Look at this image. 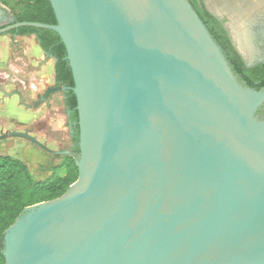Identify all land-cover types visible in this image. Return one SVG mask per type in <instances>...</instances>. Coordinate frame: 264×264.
Instances as JSON below:
<instances>
[{
    "label": "water",
    "instance_id": "95a60500",
    "mask_svg": "<svg viewBox=\"0 0 264 264\" xmlns=\"http://www.w3.org/2000/svg\"><path fill=\"white\" fill-rule=\"evenodd\" d=\"M48 1L55 25L0 36H59L78 179L4 232L5 264H264V88L239 85L187 0ZM62 90L6 95L34 110Z\"/></svg>",
    "mask_w": 264,
    "mask_h": 264
},
{
    "label": "trees",
    "instance_id": "16d2710c",
    "mask_svg": "<svg viewBox=\"0 0 264 264\" xmlns=\"http://www.w3.org/2000/svg\"><path fill=\"white\" fill-rule=\"evenodd\" d=\"M187 1L220 49L239 85L256 91L263 89L264 63L247 68L222 23L206 10L201 0ZM0 5L9 11L14 22L55 25L54 13L48 0H0ZM4 35L35 38L40 50L54 60V83L65 90L64 106L77 119L72 74L59 36L51 30L32 27L14 29ZM256 117L264 121V103ZM75 142L77 144V139ZM78 156L79 151L72 150L70 156L63 157L59 165L49 169L50 175L46 179L38 178L19 159L0 156V264H5L4 232L26 208L61 197L77 181L78 169L75 162Z\"/></svg>",
    "mask_w": 264,
    "mask_h": 264
},
{
    "label": "rangeland",
    "instance_id": "374dc122",
    "mask_svg": "<svg viewBox=\"0 0 264 264\" xmlns=\"http://www.w3.org/2000/svg\"><path fill=\"white\" fill-rule=\"evenodd\" d=\"M212 0H207L210 5ZM11 15L9 12L0 7V27L7 25L10 22ZM238 42V41H237ZM239 44V43H238ZM238 49L245 55L244 50L238 45ZM50 60L38 47L35 38L18 37L1 35L0 36V88L4 91L16 87L22 90L23 86L26 90H30L31 86L37 88L34 95H42L47 87L54 86V81H50L45 86L43 79H47L46 72L43 70L44 62ZM54 62L53 59H51ZM44 74V75H43ZM51 79V78H50ZM22 82V84H21ZM14 88V89H16ZM7 93H10L6 91ZM0 92V105L4 101V95ZM59 95V94H58ZM55 95L54 102L51 103V108L44 111L43 107H38L34 110H39V117L26 128H21L25 132L30 130V135L47 148L53 150H68L69 139L68 131L65 127V117L62 114V105L60 96ZM34 97V96H33ZM59 99V100H58ZM28 104H33L36 97L28 100ZM61 110V111H60ZM5 111L0 109V134L15 132L8 130L17 126V122L11 118H7ZM14 113V112H13ZM25 113V112H24ZM16 120L25 119V115L18 116L13 114ZM9 119L11 121H9ZM0 156H11L22 161L28 169L38 178L46 179L50 175V168L59 165L62 162L61 157L49 155L32 142L20 138L9 137L0 140Z\"/></svg>",
    "mask_w": 264,
    "mask_h": 264
},
{
    "label": "flooded vegetation",
    "instance_id": "af4514ba",
    "mask_svg": "<svg viewBox=\"0 0 264 264\" xmlns=\"http://www.w3.org/2000/svg\"><path fill=\"white\" fill-rule=\"evenodd\" d=\"M201 2L206 8V10L209 11L211 15H213L219 22L222 23L224 29L227 32L228 38L230 39L232 44L233 42H236L238 44L237 42L238 36L236 34V30L238 29V26L243 25L244 27L243 37L246 40L245 41L246 46L243 49L245 55L244 54L240 55L239 53L238 54L241 56L247 68L253 67L259 63H264V0H212L210 5L207 4V0H201ZM55 86L56 85L54 83V87ZM64 91L65 90L63 89L60 93L51 94V96L47 100H45L40 106L43 107L44 111L51 108V103L55 101L53 97L59 94L58 96H60V101L62 105L61 110H62V114L65 117V127L67 128L68 131L67 137L69 139L70 144L68 150H57V151L67 152V154L61 156H55L38 146L40 149H42L49 155H53L55 157H61L62 159L65 156H70L72 150H78L77 119L73 118L71 116L72 113L67 111L64 106V102H65ZM36 101H37V97H36ZM27 131L29 132L30 135L31 131L30 130ZM76 139H77V144L75 142ZM41 145H43L46 149H49L46 147V145L44 144ZM49 150L56 151L53 149H49Z\"/></svg>",
    "mask_w": 264,
    "mask_h": 264
},
{
    "label": "crops",
    "instance_id": "0c3cea01",
    "mask_svg": "<svg viewBox=\"0 0 264 264\" xmlns=\"http://www.w3.org/2000/svg\"><path fill=\"white\" fill-rule=\"evenodd\" d=\"M42 64L44 65L43 70H45V72H46V75H44V74L43 75L46 76L47 79H45V80L43 79V81H41V82H43V84H45V86H46L47 84H49L50 81L51 82L54 81V62H52V60L50 59L47 62H44ZM21 84H22V82H21ZM24 85L25 84L23 82V86ZM20 86H21L22 90L14 87L16 89L13 88V89L6 90V91H8L10 93H12L15 90L19 91L21 93L24 101L27 104L29 103L28 100H32L39 95V94L36 96L34 95V93L37 90V88H35L34 86H31L30 90H26V88H24L22 85H20ZM1 89L5 93V94L3 93V95L5 97H4L3 103L0 105V109L2 111H5V108H6L7 109V112L5 113L6 117L11 118L17 122L16 127H12L11 129H8V130L23 131L22 130L23 128H26L29 124H32L39 117L40 111L25 108L23 105L20 104L19 99L16 95L7 96L6 94H10V93H7L6 91H4L3 88H0L1 93H2ZM13 114H17L18 116L25 115L24 116L25 119L16 120L17 117H15ZM9 121H11V120L9 119Z\"/></svg>",
    "mask_w": 264,
    "mask_h": 264
},
{
    "label": "bare ground",
    "instance_id": "6f19581e",
    "mask_svg": "<svg viewBox=\"0 0 264 264\" xmlns=\"http://www.w3.org/2000/svg\"><path fill=\"white\" fill-rule=\"evenodd\" d=\"M249 23V22H248ZM243 25H240V26H238V29L236 30V34H237V39H238V43H239V45H240V47L242 48V49H244L245 48V38L243 37V35H244V30H243ZM245 31H246V29H245ZM244 42V43H243Z\"/></svg>",
    "mask_w": 264,
    "mask_h": 264
}]
</instances>
